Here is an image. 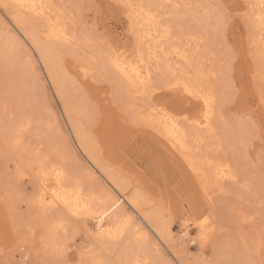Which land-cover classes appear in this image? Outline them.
Listing matches in <instances>:
<instances>
[{"label": "rangeland", "instance_id": "rangeland-1", "mask_svg": "<svg viewBox=\"0 0 264 264\" xmlns=\"http://www.w3.org/2000/svg\"><path fill=\"white\" fill-rule=\"evenodd\" d=\"M46 1L49 15L73 36L72 43L59 55L55 65L70 81L68 98L78 110L75 122L93 159L75 138L63 101L34 43L17 26L18 10L0 0V43L5 40L12 46V56L0 54V209H3L0 211V264H131L118 261L116 252L113 254L91 243L87 227L84 228L87 222L76 220L67 211H62L66 217L62 223L64 228L58 231L60 241L56 247L46 241L44 224L37 222L33 228L29 217L38 220L42 216L30 204L38 179L23 165H27L28 152L36 149L54 160L56 149L65 154L67 162L71 161L79 173L87 170L90 175L81 177L94 195L102 188L112 191L109 174L122 181L126 195L138 194L146 200L144 209L155 210L170 223L175 239L185 228L180 208L186 206L191 210L190 203L202 206L205 201L202 184L210 182L207 178L214 160L229 162L234 167L232 172L237 174L233 181L226 180L225 184L220 182L221 185L209 189L217 225L221 227L216 233L217 241L213 238L206 247H201L194 238L195 220L190 219L187 223L191 235L185 238L184 247L187 253L190 250L191 257L200 256L210 264H264V51L256 48L250 34L254 32L250 30L253 23L249 16L252 0ZM225 4L226 9L222 8ZM140 6L156 15L158 37L148 44L138 39L144 29L139 28L137 19L131 18V9ZM24 17L30 21L28 14ZM37 24L45 41L42 34L45 26L41 20ZM139 51L151 70L150 83L146 93L136 92L130 100L114 73L98 67L106 61L104 57L119 53L135 61ZM154 51L158 60L151 54ZM167 67L177 77L184 75L190 88L213 91L215 114L210 129L198 128L194 122L202 106L198 99L182 89L172 90L163 84L169 78ZM21 74H24L23 80L15 83ZM17 87L22 90L20 97L13 96ZM156 107L168 108L180 115L188 139L184 148L170 145L149 126L146 114ZM16 121L23 125L18 127L19 140L27 147L13 138L15 131L10 135L11 128L5 130L6 125ZM51 142H56L53 149ZM189 160L196 162V168L202 172L200 177ZM28 178L35 184L28 183L32 182ZM17 187L19 192L22 189L20 193ZM27 195H31L29 200L24 198ZM120 197L124 199L123 195ZM123 204L131 217L129 231L137 237L132 244L137 249L142 244L149 248L145 237L152 243L157 235L127 200ZM26 205H31L33 210L29 206L30 211L26 210ZM55 209L43 214L61 211ZM163 248L162 258L154 248H149L152 255L149 263L151 260L150 264H163L169 260L178 264L168 248ZM109 254L116 260L108 258Z\"/></svg>", "mask_w": 264, "mask_h": 264}, {"label": "bare ground", "instance_id": "bare-ground-1", "mask_svg": "<svg viewBox=\"0 0 264 264\" xmlns=\"http://www.w3.org/2000/svg\"><path fill=\"white\" fill-rule=\"evenodd\" d=\"M1 2L4 5H11L16 10H18L19 13L15 17V22L17 23V26H19L21 30L24 31V33L34 43V46L56 90V93L60 97V99L63 101V105H64L63 108L65 111V114L67 115L69 121L71 122V128L73 129L75 138L77 139L78 143L82 146L84 151L87 153V155L91 159H93V156L90 153V149L86 145L84 136L82 135V132L79 128L80 126L78 123L75 122V116L78 114V110L73 106V103H71V101L68 98V93H69L68 89H69L70 81L68 77L65 75V73L62 72L60 69H58L55 65V62L58 59L59 55L65 53L67 51L68 46H70V44L72 43L73 36L69 32H67L64 28L60 27L59 25L60 22H58L57 19L55 20L49 15L48 6H47L48 4H46L47 2L46 0H1ZM251 4H252V7L249 12L250 13L249 16L253 23V26H252L253 28H251L250 30L254 29V32L252 30L253 33H250V34L253 35L252 39H253V43L256 45V48H259L260 50L264 51V0H252ZM50 5H51V2H50ZM25 14H28L30 21H27L25 19L24 17ZM131 18L137 19L138 24L141 26L139 28H142V30L144 29V32L142 34L140 35L138 34L139 38L138 36L136 38L141 39L142 41L148 44L149 43L148 41L155 40L156 37H158L157 29H156V15L154 11L149 10V9L147 10V7L144 8L143 6H140L137 9L132 8ZM40 20L42 21V26H45V28L42 30L43 31L42 34L45 36V41H43L40 37L41 31L39 30V25L37 24V21H40ZM4 41L3 42L1 41L0 43V54L4 55L5 57L12 56L11 43H9V41H5V42ZM161 42H163V40ZM84 45H88V43L85 42ZM8 48H10V50ZM165 52H168V51H165ZM151 54L153 58L158 60L156 51H154ZM104 58L106 59V61L103 60L104 62L99 65L98 69L106 70L108 72L112 71V73H114V78H116L118 82L122 84L123 89L126 90V92L128 93L130 100L132 99V96H134L135 95L134 93L136 92H141V93L147 92V89H148L147 87H148V84L150 83L151 70L149 66L147 65V61L144 55L142 54V51H139L138 59L135 61H130L129 59L127 60L125 56L120 53L114 54V55H108L107 57H104ZM260 60L262 61V58ZM7 62L8 60L6 61V63ZM263 63H264V57H263ZM166 69L168 70L169 78L166 81H163V84L172 90L182 89L186 93H188L189 96H193L194 99H198L202 103V106L200 110L198 111L200 115L197 118H195L194 122L198 126V128H200L199 126H201V127H206L207 129H210L211 121H212L213 115L215 114L214 113L215 95L213 94V91L211 89H206V90H203L200 88H197V90L192 89L189 87L187 81L183 79L184 75L183 77H177L176 75L173 74V71L171 70L170 67H167ZM262 77L264 78V73ZM23 78H24V74H21L19 78H16L14 80V82L18 84L19 82L23 80ZM13 96L15 97L22 96V90H18V87H17V91L13 92ZM148 111L149 112L146 115H147L148 120L150 121L149 126H152L153 129H155L158 133H160L170 143V145L174 147H178V148H184L186 146V141L188 140L186 139L187 138L186 129L184 125L181 123V120H180L181 117L178 113L171 111L168 108H164V107L150 108V110ZM20 125L23 126L22 123L20 124L19 121H16L14 123L9 124L8 126L6 125L5 130L8 131V129L11 128L12 131L10 132V135L16 132L13 138L15 139L17 138L16 140H19L18 127L20 128L21 127ZM21 142H22V139L19 140V144L23 145L25 143L24 141H23L24 143L23 142L21 143ZM55 144L56 142H51L50 146L52 149L55 148L54 147ZM33 151H31L30 153H32ZM38 151H36V154L32 153V155H30V153L27 151L29 154V156H27V159L25 160L27 165L24 164L25 162L23 163L24 164L23 166L28 167L26 168L30 171V173L32 170L33 172L32 174H35L33 176H36V179H38V187L37 188L34 187L36 188L35 190L36 192L34 193L33 191L34 195H32L31 199H30L31 195L30 196L27 195L26 197L24 196L23 197L27 198L28 200L30 199L31 200L30 204L35 209V211L42 214V216L38 218V220L37 219L35 220L34 218H30L31 216L29 217V219H30V222L32 223L33 228L37 222L45 225L44 228L46 229L45 231H46V236H47L46 241L49 243V245L56 247L57 242L60 238L58 237L59 236L58 231L64 228L62 223L66 217L62 211L64 212L67 211L70 214V216L74 217L75 219L77 218L78 220H82L85 223L87 222L86 223L87 226L84 225L85 226L84 228L86 229L87 227L88 233L92 240L91 243H93L94 245L99 244L100 248L105 247L106 251L108 250L109 252H112L113 254L114 252H116L115 254L117 256L118 261L122 260L124 262H129L131 264H150L151 260L149 263V259L152 258V255L150 256L151 253L149 252V250L151 251V249L154 248L153 250H155L158 254H160L162 258V256L164 255L162 248L163 246H165L166 249L168 248V250L173 254L175 259L179 262L178 264H210L208 261L203 260L200 256L191 257L188 254L190 251L189 249L187 253L186 247H184L186 246L184 245V241H185V238L191 235L189 231V225L187 222L190 219L195 220L194 224L197 229V235L194 238L197 240V242L200 244L201 247H206L211 241H213V238L214 240L215 238H217L216 233L221 231L219 229L221 227L217 225V217H216L215 207H214L215 204L213 202V199L210 197V192L213 190L212 188L213 186L215 185L218 186L220 182L225 184L226 182L224 181L226 180L233 181V179L235 178L234 175H237V174H234V172H232L234 170V167L232 169V166L230 165L229 162L219 161V160L216 161L212 159L215 161V163L213 167H211L212 172L209 173L210 178H207L210 182L208 183L206 182L207 184H202L201 181H198L200 184H202L203 192L205 193L204 204L202 206H198L197 203H190L191 210H188L186 206L180 208L181 211L179 212L182 213L183 218L185 220L184 222L185 228L183 229L182 233L178 236V238L175 239L172 233V230H171L170 223L166 219H164V217L161 218L160 214L156 213L155 210L148 211L144 209V206L146 205V200H144L138 194H134L132 196L126 195V193L124 192L126 186L124 185V183L123 184L121 183L122 181L116 180V178H114L111 174H109V178L114 187L112 191L106 188H102V191L99 194L94 195L93 193H90V189L85 187L83 183V177H81V176L88 177L90 175L89 173H86L87 170H84V171L82 170L83 172L80 171L79 173L78 170H75V168L71 166L70 164L71 161H69V163L67 162V157L65 156V154L59 153L56 149H54V152L57 153V158H55V160L52 157L45 155L43 151H39V153H37ZM21 161L22 160H20V163ZM191 161L192 160L188 161L191 168L200 177L202 175V172L196 168V165L194 164L196 162L193 163ZM214 161H212V163ZM72 164L74 165V163ZM21 174L23 177V172ZM24 174L26 173L24 172ZM20 175L18 174V176ZM29 178L28 180L32 182H28V183L35 184L33 182L34 180H30ZM15 185H17V183ZM224 187L222 185V189ZM211 188L212 190L209 191V189ZM217 188L218 187H216V189ZM16 190L18 193L19 192L18 187ZM21 191L22 189L20 190V192ZM11 194L14 195L13 192H11ZM120 195H123L124 199H122ZM124 200H127V203L131 205V207H133V209L141 216L144 222L147 223L157 235V238L154 237L152 239V243L149 240L148 236L145 237V239L147 238L145 242L147 243L149 241L150 243L149 248L151 249L146 247L147 244H142V247L140 249H137L136 247H134V244H132V242L135 241V238L137 237L133 236L134 232L129 231L128 224L131 220V217H130V213L128 212L126 206L123 204ZM24 202L26 203L29 201L26 200ZM26 206H27L26 210L30 208L29 205H26ZM55 208H57L58 211L59 209L61 211L55 214L54 213L50 214V215L43 214L45 212L47 213L48 210L50 209L54 210ZM1 210L3 209H0V211ZM208 210L210 212L206 213ZM20 213H21V209H20ZM196 215H198L197 218H196ZM82 221L81 223L83 224ZM23 222H24V219H23ZM9 231L11 232V230ZM63 231H65V229ZM31 232L32 234L35 233L33 231ZM126 233L128 234L126 235ZM214 235L216 236L214 237ZM215 241H217V239ZM61 251H64V250L61 249ZM112 255L109 254L108 258L110 256L112 257ZM114 260H116V258ZM162 261L163 259L161 260V263ZM101 264H106V262H103ZM163 264H172V263L169 260L168 261L166 260V262Z\"/></svg>", "mask_w": 264, "mask_h": 264}, {"label": "snow or ice", "instance_id": "snow-or-ice-1", "mask_svg": "<svg viewBox=\"0 0 264 264\" xmlns=\"http://www.w3.org/2000/svg\"><path fill=\"white\" fill-rule=\"evenodd\" d=\"M222 8H225V9H226V8H227V5H226V4H225V5H223V6H222Z\"/></svg>", "mask_w": 264, "mask_h": 264}]
</instances>
